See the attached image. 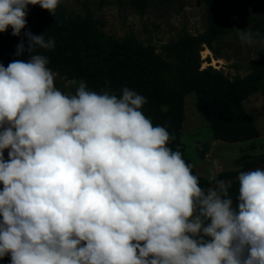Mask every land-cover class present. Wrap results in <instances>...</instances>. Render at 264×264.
I'll list each match as a JSON object with an SVG mask.
<instances>
[{"label":"clouds","instance_id":"obj_1","mask_svg":"<svg viewBox=\"0 0 264 264\" xmlns=\"http://www.w3.org/2000/svg\"><path fill=\"white\" fill-rule=\"evenodd\" d=\"M60 2L0 0V33L21 36L29 5L54 15ZM237 35L248 45L260 36ZM24 36L27 49L22 40L16 55L28 58L0 63V259L264 264V169L240 171L235 182L213 171L202 188L168 146L175 137L142 112L146 97L127 87L96 92L82 79L62 92L36 52L55 41Z\"/></svg>","mask_w":264,"mask_h":264},{"label":"rangeland","instance_id":"obj_2","mask_svg":"<svg viewBox=\"0 0 264 264\" xmlns=\"http://www.w3.org/2000/svg\"><path fill=\"white\" fill-rule=\"evenodd\" d=\"M135 1L61 0L54 15L39 5H29L25 28H36L49 21L77 22L88 29L91 45L96 49L109 50L117 45L135 51H150L167 66L162 81L169 91H185V86L192 82L193 70L189 61L192 57L200 71L220 74L235 86L250 91L242 102V111L257 133L255 138L242 141L245 148L241 158L237 154L240 147L218 139L220 146L215 147L209 158L202 159L213 141L212 125L201 110L196 92L185 91L181 141L186 147L184 155L191 161L195 173L208 181L210 172L214 171L221 180L243 170L242 162L246 167L263 160L264 42L260 38H264V0H226L227 5L222 4L229 19L226 32L211 44L202 43L192 52L190 39L204 37L209 27L210 12L206 0H146L144 9L136 8ZM237 29L259 33L260 36L256 43L244 44L238 38ZM20 42L15 40L4 47L0 45V63L5 67L14 60L28 58L16 55ZM51 70L57 74L54 83L62 92L74 93L75 88L65 87L66 82L82 79L90 90H109L116 94L113 86L106 82L101 83L100 90H95L94 83L101 80V76L87 70L78 73ZM107 76L112 77L110 73ZM151 98L150 103L147 99L143 105L142 112L153 124L164 114L161 126L169 132L168 106L159 102L155 93ZM198 141L202 143L199 149L196 147ZM168 146L173 149L171 140ZM4 155L7 159V150ZM2 187L0 185V189ZM230 195L235 199L232 190ZM0 264H10V258L0 259Z\"/></svg>","mask_w":264,"mask_h":264},{"label":"trees","instance_id":"obj_3","mask_svg":"<svg viewBox=\"0 0 264 264\" xmlns=\"http://www.w3.org/2000/svg\"><path fill=\"white\" fill-rule=\"evenodd\" d=\"M206 2L210 12L209 27L204 37L190 39V52L202 43L211 44L212 40L226 32L229 19L222 6V4L227 5L226 0H206ZM146 3V0H136L134 5L138 9H144ZM28 31L34 35H44L45 39L51 38L55 41L56 46L53 50L36 49L38 54L48 57L50 69H62L70 73L87 70L92 74L100 75L101 80L96 81L93 88L100 90L101 83L106 82L113 86L117 96L121 94L122 88L127 87L146 97L150 103L151 94L155 93L159 102L168 106L167 127L170 135L175 137L171 140L173 150L181 151L186 163L190 165L191 161L184 155L186 149L181 141V129L185 120V91H194L198 95L201 110L212 125L213 136L216 140L238 143L256 137V130L242 111V102L248 97L250 91L247 88L235 86L220 74L200 71V66L194 65L196 61L192 57H189L193 70L192 82L185 86V91H169L162 81L167 66L152 52L135 51L117 45L109 50L96 49L91 45L88 29L77 22L49 21L36 28L23 29L19 37L13 36L12 29L9 28L7 32L0 33V45L4 47L15 40H23L27 49V38L24 33ZM28 55L25 51L23 58ZM108 73L111 74V79L107 76ZM162 116L164 117V114ZM162 116L161 119L158 117L154 121V125L161 126ZM253 164L255 163L246 167L243 165V169ZM192 170L193 174L197 175L193 168ZM233 175L235 174L228 177ZM198 177L201 187L209 185L206 179ZM231 190L236 196L238 185L233 183Z\"/></svg>","mask_w":264,"mask_h":264},{"label":"crops","instance_id":"obj_4","mask_svg":"<svg viewBox=\"0 0 264 264\" xmlns=\"http://www.w3.org/2000/svg\"><path fill=\"white\" fill-rule=\"evenodd\" d=\"M212 134H213V132H212ZM219 141L218 140H216L215 138H214V136H213V141H212V144H210L209 145V149H208V151L205 153V155L204 156H201L202 157V159H205V158H209L210 157V155H211V153L213 152V150L215 149V147L216 146H220L219 145V143H218ZM230 145H236V146H238V147H240L241 148V151L239 152V153H237L238 155H239V157L241 158V156H242V154H243V152H244V148H245V145L242 143V142H238V143H229ZM185 145V144H184ZM202 146V143L201 142H196V147L199 149L200 147ZM185 149H186V147H185ZM185 152H186V150H185ZM241 160V159H240ZM242 162V161H241ZM192 164V163H191ZM241 164V163H240ZM241 166H243V162H242V164H241ZM221 171V170H220ZM220 173V172H219Z\"/></svg>","mask_w":264,"mask_h":264},{"label":"water","instance_id":"obj_5","mask_svg":"<svg viewBox=\"0 0 264 264\" xmlns=\"http://www.w3.org/2000/svg\"><path fill=\"white\" fill-rule=\"evenodd\" d=\"M257 168L264 169V160L261 161V162L255 163V164H253V165H251V166H249V167H247V168H245V169H243V170H241V171L247 172V171L255 170V169H257ZM238 173H239V172H238ZM238 173H236L235 175H233V176H231V177L225 178V179H223V180H224V181H229V180H231V181L235 182V181H236V178H237V176H238ZM208 186H209V185L205 186L204 188H207ZM202 188H203V187H202Z\"/></svg>","mask_w":264,"mask_h":264}]
</instances>
